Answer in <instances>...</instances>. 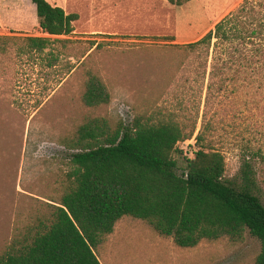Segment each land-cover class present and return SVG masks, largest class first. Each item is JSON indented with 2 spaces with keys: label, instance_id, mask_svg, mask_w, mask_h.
I'll return each instance as SVG.
<instances>
[{
  "label": "rangeland",
  "instance_id": "374dc122",
  "mask_svg": "<svg viewBox=\"0 0 264 264\" xmlns=\"http://www.w3.org/2000/svg\"><path fill=\"white\" fill-rule=\"evenodd\" d=\"M3 2L8 9L15 6L12 0ZM18 2L15 19H5V7H0V35H43L33 15L35 4L33 10V2ZM50 2L79 13L78 29L118 22L123 34L46 35L73 41L55 43V67L19 55L12 45L4 53L0 50V249L12 235L17 206L32 202L30 195L44 200L57 195L59 175L77 151L63 145L61 137L88 114L121 118L126 124L140 113L161 116L159 109L191 121L197 118L193 137L178 144L176 157L183 169L185 157L194 156L206 112L213 124L208 137L226 158V179L237 184L244 158L250 159L264 204V159L248 151L261 148L264 154V100L259 106L245 104L243 96L241 101L216 99L206 106L208 77L205 82L200 60L171 45L198 40L244 0H191L183 5L168 0ZM87 68L102 76L111 93V101L97 109L81 101ZM230 124L235 132L227 133L224 127L230 130ZM259 251V240L249 232L236 243L222 238L182 248L146 221L124 216L97 254L102 264H252Z\"/></svg>",
  "mask_w": 264,
  "mask_h": 264
},
{
  "label": "trees",
  "instance_id": "16d2710c",
  "mask_svg": "<svg viewBox=\"0 0 264 264\" xmlns=\"http://www.w3.org/2000/svg\"><path fill=\"white\" fill-rule=\"evenodd\" d=\"M168 1L183 5L191 0ZM32 2L41 32L73 34L78 13H67L48 0ZM56 42L73 41L0 35V50L12 45L19 55L55 67ZM171 45L200 60L205 82L208 77L206 106L243 96L245 104L259 106L264 100V0H244L198 40ZM85 73L83 105L97 109L108 104L111 93L105 80L91 68ZM158 112L161 116L155 118L140 113L131 124L88 114L63 135L61 143L77 151L59 175L57 195L48 200L30 195L32 202L17 206L0 264H102L97 252L124 216L146 221L182 248L222 238L236 243L249 232L260 242L252 264H264V204L250 159L244 158L237 184L226 179V158L208 137L213 124L205 112L194 156L185 157L187 165L181 169L178 144L193 137L198 120ZM229 126L225 132H235ZM248 151L264 159L261 148Z\"/></svg>",
  "mask_w": 264,
  "mask_h": 264
},
{
  "label": "crops",
  "instance_id": "0c3cea01",
  "mask_svg": "<svg viewBox=\"0 0 264 264\" xmlns=\"http://www.w3.org/2000/svg\"><path fill=\"white\" fill-rule=\"evenodd\" d=\"M12 1L15 2V6L13 8L8 9L7 6H4L3 0H0V7L1 8H4L5 7L4 10L7 12V16L6 17L4 15H2L5 19H7V18H10V19L13 18V19H15L16 16L20 13V7L18 6V3H19L18 0H12ZM48 1L50 2V0H48ZM25 2H27L28 4H31L32 5V2L29 1V0H25ZM51 4H53V3H51ZM53 5L61 6L62 8L65 9V11L67 13H71L69 11V9L66 6H64L63 4H61V3L53 4ZM33 10H34V3H33ZM33 13H34L33 15L37 19V23L39 25L38 17L36 15V12L34 11ZM75 13H77V12H75ZM78 15H79V18L74 22V28H75V30H74L73 34H75V36H80V37H83V38H89V37H93V36H97V35H108L109 37H112V36H120V35L123 34V33H121L120 27L117 26V23L118 22H116V24H114V23H112V24L106 23V24H103V25H100V26L93 25V26H91V28L78 29L77 28V23H78V21L81 18V16H80L79 13H78ZM102 22L105 23L104 21H101V23ZM46 35H51V34L43 33V35H40V36H46ZM52 36H65V37H69V36H72V35H52Z\"/></svg>",
  "mask_w": 264,
  "mask_h": 264
}]
</instances>
